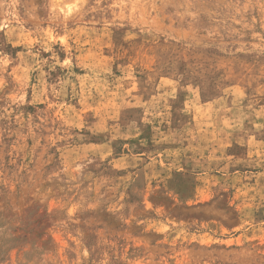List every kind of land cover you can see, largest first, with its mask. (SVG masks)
Masks as SVG:
<instances>
[{
	"label": "rangeland",
	"instance_id": "1",
	"mask_svg": "<svg viewBox=\"0 0 264 264\" xmlns=\"http://www.w3.org/2000/svg\"><path fill=\"white\" fill-rule=\"evenodd\" d=\"M0 264H264V0H0Z\"/></svg>",
	"mask_w": 264,
	"mask_h": 264
}]
</instances>
